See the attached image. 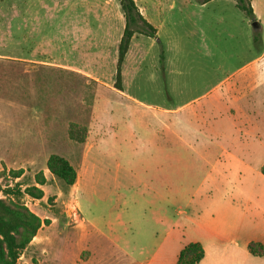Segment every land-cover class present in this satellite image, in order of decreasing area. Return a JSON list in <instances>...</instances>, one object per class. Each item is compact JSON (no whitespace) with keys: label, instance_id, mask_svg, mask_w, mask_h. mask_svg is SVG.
I'll use <instances>...</instances> for the list:
<instances>
[{"label":"rangeland","instance_id":"obj_1","mask_svg":"<svg viewBox=\"0 0 264 264\" xmlns=\"http://www.w3.org/2000/svg\"><path fill=\"white\" fill-rule=\"evenodd\" d=\"M249 1L259 19L253 32L264 41V0ZM66 10L70 12L62 19ZM204 11L200 16L206 18L205 31L223 33L219 49L224 55H234L237 47L248 45L246 35L252 28L246 26L248 18L235 8L234 0H216ZM122 13L119 0H0V198H4L3 189L17 184L20 192L30 186L43 191L38 200L21 196L44 224L19 261L146 264L157 256L162 264H175L184 245L202 242L207 264L215 260L217 264H264V256L217 243L186 218L204 221L203 217L210 218L207 212L212 207H245L246 200L240 203V198L229 195L240 191V176L216 183L224 197L215 199L205 184L198 189L207 163L196 157H204V148H181L180 162L174 164L171 149L159 151L157 159V150L147 146L172 141L156 118L160 105L155 90L158 83L163 88L162 71L169 82L187 78L197 57L194 52L185 53L173 59L170 70L163 62L157 64L161 50L156 46L152 51L157 59L151 60L155 63L142 65L141 75L133 71L125 88L121 65L124 91H118L114 87L115 41ZM182 25L190 29L189 22ZM227 34L237 39L231 42L229 36L227 41ZM101 39L105 46L97 44ZM25 41H36L32 64L18 59L25 55L13 54L15 45ZM81 42L100 47H78ZM70 125L87 128V133L96 127L100 134L87 160L83 159L84 145L68 136ZM127 142L133 145L127 147ZM50 155L65 158L78 171L73 186H65L46 169ZM17 172L20 176L12 177ZM40 176L44 179L41 186L36 183ZM243 184L264 193L263 177ZM263 216L258 228L248 233L264 238ZM223 252L231 259H217Z\"/></svg>","mask_w":264,"mask_h":264},{"label":"crops","instance_id":"obj_2","mask_svg":"<svg viewBox=\"0 0 264 264\" xmlns=\"http://www.w3.org/2000/svg\"><path fill=\"white\" fill-rule=\"evenodd\" d=\"M196 1L134 0L139 14L153 27L154 34L148 36L134 33L132 36L122 63L123 84L125 88L126 78L131 77L133 71L141 75L142 65L146 67L155 63L151 60L157 59L152 51L156 46L161 50L157 64L160 65L159 63L163 62V65L165 64L166 68L170 70L173 68V59L179 58L185 53H195L196 63L190 69L187 78L169 82L166 81L168 74L162 71L163 88H161V83L156 85V102L160 105L157 108L156 118L162 131L171 135L172 141L169 144L157 142L145 145L157 150V159L161 157L159 151H163L166 147V149H171L174 164L180 162L179 151L181 148L190 150L204 148L205 158L202 154H197L196 157L200 162L204 159L207 163L204 177L201 178L198 189H201L205 184L206 190L215 199L224 197L217 191L216 183H220L223 179L227 180L232 175L240 176V191L232 192L229 195L234 199L240 198V203L242 200H246L245 207L240 206L226 210L212 207L207 212L210 214V218L203 217L204 221H194L195 218L192 216L186 218L198 223L202 229L206 230L208 238L216 240L220 244L230 243L235 247L244 248L246 253L250 254L247 249L248 244L259 243L264 247V238L253 235V232H247L256 230L264 215V206H262L264 205L262 202L264 193L246 188L243 184L245 181L253 179L262 177L264 179V175L260 172V168L264 164V46L262 45L264 41L262 37H257L254 34L252 22H249L250 18L247 17L246 26L252 28L246 35L248 45L237 47L234 55H224L219 49L221 42L219 40L223 33L205 31L203 27L206 18L200 16L201 13H205L204 9L216 0H210L203 4ZM251 8L255 21L259 24L252 5ZM69 12L66 10L62 19H65V15ZM122 16L121 30L115 41L116 50L125 27L123 13ZM184 21L189 22L190 29L182 25ZM71 25L74 27L75 23H71ZM183 27L185 28L183 29ZM229 36L231 42L233 39H237L233 34H229ZM229 36L227 34V41ZM103 39L97 44H103ZM35 43L36 41L17 43L15 46L18 45V47L13 49V54L25 55L26 57L19 56L18 59L23 60L24 64H32L30 56L33 54L32 47ZM98 45L94 43L86 45L84 42L77 44L82 48H99ZM82 51L84 53L85 50L82 49ZM167 54H172V57L175 54L177 57L169 59ZM239 56L240 60L233 62ZM171 63L173 64L171 65ZM75 68L81 69L80 67ZM124 88L118 91L122 92ZM129 97L131 100L137 101L135 96L129 95ZM166 102L170 104H164ZM99 137L100 134L96 127L88 131L83 143V159L87 160L89 152L100 140ZM126 144L127 147L133 145L131 142ZM214 187L215 191L213 192ZM190 203L189 200L188 204ZM43 224L42 220L40 229L29 245L39 236ZM199 244L204 250V257L197 264H207L205 263L207 253L204 244L202 242ZM125 257L130 260V263L134 262L129 257ZM231 257L223 252L217 259L223 261L229 260ZM146 264L162 263L157 260V256H152L146 261ZM213 264H217V261L215 260Z\"/></svg>","mask_w":264,"mask_h":264},{"label":"trees","instance_id":"obj_3","mask_svg":"<svg viewBox=\"0 0 264 264\" xmlns=\"http://www.w3.org/2000/svg\"><path fill=\"white\" fill-rule=\"evenodd\" d=\"M197 1L203 4L210 0ZM234 2L236 8L242 11L246 17L254 18L249 0H234ZM119 4L124 15L125 27L117 49L114 77V87L117 90H121V65L132 36L134 33L148 36L154 34L153 27L139 14L134 0H119ZM80 133L82 134L79 135ZM86 135L87 128L79 129L76 125H70L68 136L71 140L83 144ZM46 169L67 187L73 186L76 181V170L61 156L50 155L46 161ZM260 172L264 175V164L261 166ZM20 174V172L12 173V177L17 178ZM36 183L41 186L44 184V179L40 176ZM18 186L17 184L15 188L3 189L4 198H0V264H27L20 262V257L42 224V220L21 201V196L24 193L38 200L42 198L43 191L35 186H30L20 192ZM247 249L253 256H264V247L259 243H250ZM203 257L202 246L197 242H191L179 251L175 264H197Z\"/></svg>","mask_w":264,"mask_h":264},{"label":"water","instance_id":"obj_4","mask_svg":"<svg viewBox=\"0 0 264 264\" xmlns=\"http://www.w3.org/2000/svg\"><path fill=\"white\" fill-rule=\"evenodd\" d=\"M256 25H257V22H256V21H253V22L251 23V26H252V27H256Z\"/></svg>","mask_w":264,"mask_h":264}]
</instances>
